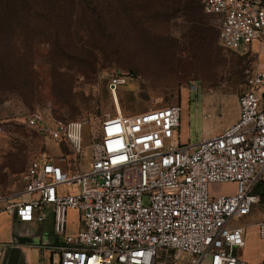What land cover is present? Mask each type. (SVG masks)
Segmentation results:
<instances>
[{
  "label": "built area",
  "instance_id": "built-area-1",
  "mask_svg": "<svg viewBox=\"0 0 264 264\" xmlns=\"http://www.w3.org/2000/svg\"><path fill=\"white\" fill-rule=\"evenodd\" d=\"M201 5L218 23L224 49L264 45V0ZM129 78L121 73L109 79L115 106ZM238 101V121L195 146L181 140L180 105L107 115L85 173L78 159L81 123L25 115L28 127L69 142L77 158L33 160L22 200L0 202V212L21 223H43L52 211L54 234L62 241L53 251L59 261L51 264H202L208 256L210 264H251L236 254L245 247V233L233 221L250 215L263 198L264 70L252 74ZM230 184L236 185L234 194L212 193L213 186ZM69 211L78 214L74 233L68 232ZM257 227L264 240V219ZM13 247L21 246L0 244V260Z\"/></svg>",
  "mask_w": 264,
  "mask_h": 264
},
{
  "label": "rangeland",
  "instance_id": "rangeland-1",
  "mask_svg": "<svg viewBox=\"0 0 264 264\" xmlns=\"http://www.w3.org/2000/svg\"><path fill=\"white\" fill-rule=\"evenodd\" d=\"M258 70H264V45L224 49L201 0H0V202L22 200L33 160L77 158L69 142L28 127L25 115L81 123L78 159L85 173L103 120L117 115L107 89L112 76L130 75L118 93L123 115L180 105L181 140L195 146L238 121V99ZM235 192L212 187L215 196ZM77 220L69 211L68 232L77 231ZM35 226L41 235V224ZM47 236L61 239L54 229Z\"/></svg>",
  "mask_w": 264,
  "mask_h": 264
},
{
  "label": "crops",
  "instance_id": "crops-1",
  "mask_svg": "<svg viewBox=\"0 0 264 264\" xmlns=\"http://www.w3.org/2000/svg\"><path fill=\"white\" fill-rule=\"evenodd\" d=\"M256 45H258V43H256ZM259 46L263 45L259 44ZM226 186H233L236 188L235 184ZM260 189L263 193L261 203L253 209L250 215L233 221V226L243 228L245 233V247L237 250L236 254L243 261L251 264L264 263V240L260 238L257 227V223L264 219V182L261 184ZM4 204V202L1 203V205ZM36 224H41L42 229L40 231L42 232H39L41 235L35 234ZM50 229H54L52 211L49 212L47 219L43 223H21L8 212H0V244H18L21 246L20 248H8L4 253L3 259L0 260V264H6V255L11 249L21 250L25 264L55 263L53 260L54 253L51 250H48L50 249L48 247L49 245H54V243L59 245L62 239L57 240V242L55 240L54 242L53 239L49 238L47 236V231ZM39 239V245L30 244L31 242H36ZM46 250L50 251V255H48V257H46ZM33 252L36 253V259L29 260V256H31Z\"/></svg>",
  "mask_w": 264,
  "mask_h": 264
},
{
  "label": "trees",
  "instance_id": "trees-1",
  "mask_svg": "<svg viewBox=\"0 0 264 264\" xmlns=\"http://www.w3.org/2000/svg\"><path fill=\"white\" fill-rule=\"evenodd\" d=\"M209 17L215 20L213 16H209ZM218 39H219V31H218ZM6 264H25L21 250L20 249L9 250L6 255Z\"/></svg>",
  "mask_w": 264,
  "mask_h": 264
},
{
  "label": "bare ground",
  "instance_id": "bare-ground-1",
  "mask_svg": "<svg viewBox=\"0 0 264 264\" xmlns=\"http://www.w3.org/2000/svg\"><path fill=\"white\" fill-rule=\"evenodd\" d=\"M116 107H117V112L122 114V108H121V106H120L119 101H118V103L116 104Z\"/></svg>",
  "mask_w": 264,
  "mask_h": 264
}]
</instances>
